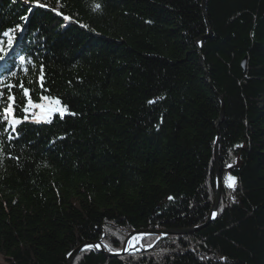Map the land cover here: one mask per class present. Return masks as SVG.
Wrapping results in <instances>:
<instances>
[{
    "label": "trees",
    "instance_id": "obj_1",
    "mask_svg": "<svg viewBox=\"0 0 264 264\" xmlns=\"http://www.w3.org/2000/svg\"><path fill=\"white\" fill-rule=\"evenodd\" d=\"M203 4L0 0V85L23 83L34 101L50 95L68 110L50 123L27 113L11 140L0 125L9 262L69 264L87 241L121 250L135 229L197 228L147 235L151 248L119 255L92 247L73 264H264V0ZM17 25L9 49L3 33ZM218 140L221 200L198 228L216 197Z\"/></svg>",
    "mask_w": 264,
    "mask_h": 264
},
{
    "label": "snow or ice",
    "instance_id": "obj_2",
    "mask_svg": "<svg viewBox=\"0 0 264 264\" xmlns=\"http://www.w3.org/2000/svg\"><path fill=\"white\" fill-rule=\"evenodd\" d=\"M38 6L40 7H45L43 4H39ZM93 10H99L101 8V5L99 3H93L92 5ZM31 11V9H29ZM52 11H57L56 9H52ZM60 14V13H58ZM21 19H26L25 17H22ZM65 20H69L70 18L67 16H64ZM86 27V26H85ZM22 30L21 25H17L15 29H9L8 31H5L3 33V36L9 37L8 42H7V47L10 49L12 47L13 40L11 38V33H14L15 31ZM2 44V42H0ZM5 49L3 47H0V53H3ZM5 56L0 55V61L4 60ZM24 57L21 56L20 60L24 61ZM13 76H15V73H12ZM43 65L40 66V75L38 77V82L40 84V87L43 88ZM31 83V81H29ZM18 87L21 92H22V97H23V106L20 108V111L23 114V119H18L15 116V110L18 105H16V96L12 92L13 88ZM4 89L7 90V96L4 94ZM47 91V90H45ZM0 101H3L5 103V106L0 109V125H3L4 132H8V139H14L11 135V133L16 132V126L23 123V121L28 120L29 116L27 113L32 112V117L35 122H47L50 123L51 120L49 117L53 116L54 114H59V116L62 118L67 111V106L62 105L61 101L59 98L50 96V95H39L36 97L35 101L32 98L31 95V90L23 83H20L18 85H13V84H7V85H0ZM155 101H149V103H154ZM34 110H38L34 111ZM9 129H11V132H9ZM3 133H0L2 135ZM19 134L17 133V136ZM228 167H231V165H228ZM226 187L229 189L235 190L236 187V177L234 176H227L224 181ZM171 199V197H170ZM234 200V197H233ZM213 216L216 215V213H212ZM148 235L146 233H140L138 235H133L131 236L127 241H126V247L123 249L124 251H128L129 249H136L137 244L140 242V240L145 236ZM160 237L157 236L156 239H159ZM120 240L123 241V237H120ZM104 246L108 249V251H119V249H113L110 247L107 243L104 244ZM143 246V245H141ZM151 246V245H149ZM92 247L99 248L100 245L97 244L95 246L91 244H87L84 249L82 250H88L91 249ZM221 259H225L221 257Z\"/></svg>",
    "mask_w": 264,
    "mask_h": 264
},
{
    "label": "water",
    "instance_id": "obj_3",
    "mask_svg": "<svg viewBox=\"0 0 264 264\" xmlns=\"http://www.w3.org/2000/svg\"><path fill=\"white\" fill-rule=\"evenodd\" d=\"M203 6H204V10L206 11V0H204ZM208 36H210V37L213 36V32H212L211 28L209 29V32H208L207 35H204V36H202L200 38V40H199L200 41V47L202 46V44L204 43V41L206 40V38ZM202 60H203V64L205 65V60L203 58H202ZM242 65L244 67L246 66V58L243 60ZM221 100H222V111H221V114H220V118H219L218 124H220L221 121L225 117V104H224V100H223L222 97H221ZM215 160H216V164H217V173H216L217 187H216V197H215L214 205H213V208H212V213H217V209H218L219 204H220L222 190H223V177H222V170H221V167H220V159H219V140L216 142V146H215ZM212 213H211L210 217L208 218L207 222L205 224H202V225L198 226V228L210 223L214 219L215 216H213ZM194 229H197V228L152 229V230H149V229H135V230H133L132 232L129 233L126 241L128 240L130 234H132V233L155 234V235H158L160 238H162V237H164V236H166L168 234L189 232V231H192ZM159 239H157L156 241H158ZM126 241H125V244H124L123 248L121 249V251H108L106 249V247L104 246L102 238L97 240V241H87L84 244H81L79 247H77L75 250H73L70 253V255L68 257V262H69V264H73L74 259L77 256V254L80 251H82V249H84L87 244H91L93 246L99 244L100 247L98 249L100 251L106 253L107 255H110V256L119 255V254H123V253L129 252L131 250H134V249H129L128 251H124L123 250L126 247ZM149 248H144V249H149Z\"/></svg>",
    "mask_w": 264,
    "mask_h": 264
},
{
    "label": "rangeland",
    "instance_id": "obj_4",
    "mask_svg": "<svg viewBox=\"0 0 264 264\" xmlns=\"http://www.w3.org/2000/svg\"><path fill=\"white\" fill-rule=\"evenodd\" d=\"M68 112V110L65 112V114ZM64 114V115H65ZM229 175H231L230 173H228L227 174V176H229ZM232 176V175H231ZM216 216V215H215ZM133 231V230H132ZM132 231H130V232H132ZM129 232V233H130ZM129 233H128V235H129ZM148 235H150V234H148ZM155 235V234H154ZM145 236H147V235H145ZM144 236V237H145ZM158 236V235H157ZM128 237V236H127ZM143 237V238H144ZM143 238L141 239V241L139 242V244H138V246H137V248H136V250H141V249H143V248H151L153 245H154V243L153 244H151L152 246H144V244H142V240H143ZM127 239V238H126ZM157 240V239H156ZM126 241V240H125ZM156 242V241H155ZM104 243V242H103ZM125 244V243H124ZM141 245H143V246H141ZM107 249V248H106ZM119 251H121V250H119ZM1 255V254H0ZM3 256V255H2ZM4 257V256H3ZM0 262L2 263V264H12L11 262H9L5 257H4V259L3 260H1L0 259Z\"/></svg>",
    "mask_w": 264,
    "mask_h": 264
},
{
    "label": "bare ground",
    "instance_id": "obj_5",
    "mask_svg": "<svg viewBox=\"0 0 264 264\" xmlns=\"http://www.w3.org/2000/svg\"><path fill=\"white\" fill-rule=\"evenodd\" d=\"M0 65H1V62H0ZM138 234H140V233H132V234H130L129 238H130L131 236H133V235H138ZM129 238H128V239H129ZM140 241H141V240H140ZM138 244H139V243H138ZM138 244H137V246H138ZM0 259L3 260L4 257H3L2 255H0Z\"/></svg>",
    "mask_w": 264,
    "mask_h": 264
}]
</instances>
